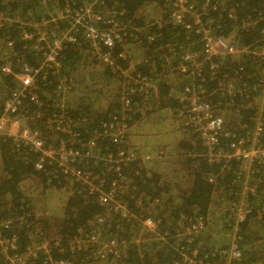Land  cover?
<instances>
[{"label":"trees","instance_id":"trees-1","mask_svg":"<svg viewBox=\"0 0 264 264\" xmlns=\"http://www.w3.org/2000/svg\"><path fill=\"white\" fill-rule=\"evenodd\" d=\"M56 1L11 0L8 7L7 0H0V13L16 17L0 30V115L5 99L21 86L22 63L37 67L42 60L41 53L24 47L22 30L64 10L65 4L78 9L96 2L104 20L90 24L101 31L126 25L122 38L112 49L101 44L97 52L84 38L86 26L74 29L73 40L57 56L58 74L37 80L39 102L25 97L15 115L23 120L19 131L37 130L48 144L64 142L79 150L81 157L69 164L88 179L95 176L103 191L113 188L124 209L102 202L99 192L67 176L57 163L37 169L39 154L5 131L0 134V221L11 218L12 223L2 232L17 237L18 252L41 246L37 257L19 264H264V162L211 160L209 147L194 130V115L180 100L189 86L222 116L231 139L255 138L264 146V0H189L186 7H174L175 0H61V7ZM147 1L160 5L153 17L145 13ZM176 12L184 22L175 20ZM197 18L236 51L210 59L202 54L203 60L200 54L202 66L190 67L176 85L163 77L164 70L174 58L202 49V36L193 27ZM69 21L60 22L70 27ZM10 39L14 45L8 48ZM130 61L136 62L134 71L128 69ZM211 62L218 68H210ZM4 65L14 73L2 71ZM127 69V74L150 80V93L129 91L132 79L122 73ZM62 79L66 87L59 86ZM103 93L113 95V101ZM151 106L174 116L181 130L171 147L156 150L158 168L149 167L145 151L129 145L135 142L134 125ZM257 128L261 130L253 137ZM119 129L122 134L114 137L111 132ZM52 197L58 199L57 212L36 219L37 205L45 212ZM242 206L248 211L241 219ZM220 233L228 236L220 238ZM233 242L242 252L239 259L229 258ZM0 264H11L1 244Z\"/></svg>","mask_w":264,"mask_h":264},{"label":"built area","instance_id":"built-area-1","mask_svg":"<svg viewBox=\"0 0 264 264\" xmlns=\"http://www.w3.org/2000/svg\"><path fill=\"white\" fill-rule=\"evenodd\" d=\"M39 1L43 4L46 2L49 3V1L53 0ZM95 3L96 2L90 1L85 2L82 7H79L78 9H73L69 4H65L64 6L66 8L64 10L57 14L48 15L46 18L42 19V21L40 20L36 24H32L33 26L30 29L28 28L26 30H22V40L25 43L24 47H30L31 49L40 52L42 54V60L40 65L37 67L31 66L26 62L22 63V71L19 75L21 86L18 89L12 91L4 101L3 113L0 115V134L7 131V133L10 135L16 136L17 141L29 146L32 151L38 153L39 160L36 164L37 169L44 168L46 164L57 163V167H59L60 170L63 171L67 176L76 177L77 180L88 183L92 190L99 192V198L102 202H114L115 206L122 210L124 207H122V204L114 198L113 188L108 191H103L101 184L96 183L95 177H93V179H88L87 176L81 174L80 171H78L76 165L71 166L69 164L81 157L79 150H76L71 146L68 148V145H66L64 142H61V144L58 146L48 144L45 142L39 131L30 130L27 127L23 128L18 133L12 134L11 131L12 125L16 122V115L23 105V99L25 97H29L34 103L39 102V97L37 94L39 88L37 86L38 78L40 77L45 79V74L49 72L53 73L54 75L58 74L60 69V63L57 60L59 51L62 49V46L66 41L73 40L74 37V34H72L71 31L64 32L63 34H53V38H56V40L52 41L51 39L49 43H47L45 38L46 35H44L43 29H45L47 32H51L54 30L53 26L59 23L61 20H64V18L70 19V26L72 25V22L75 23V26L84 24L86 26L85 30L88 28V30L91 32V36L101 40L103 45L110 49L115 47L116 43L120 40V38H122V34L126 32V25L124 26L121 23L116 24V27H112L105 31H101L96 26L90 24V22L95 23L96 21L104 20V16L96 12V9L94 8ZM188 3L189 0H175L174 7H186L188 6ZM56 5L59 7L58 2ZM190 6L192 7L193 4ZM179 14L180 13L176 12L175 20L177 22H184L182 15L180 14L181 16H179ZM13 18L16 17L9 13H0V30L9 25L14 20ZM193 27L196 30L195 32L202 36V42L205 43L204 52L207 59H210L211 57H218L224 53H234L236 51L233 43H231L228 39L214 34L209 24L206 25L201 23L199 18L195 19ZM5 44L8 48H11L14 45V40L10 39L7 42L5 41ZM29 44H32V46ZM54 45H56V47ZM214 46L219 49H215ZM5 50L6 47L4 48V51ZM260 53L264 54V47ZM106 54L107 55H105L104 59L109 60L110 56L112 55L111 51ZM197 59L198 55L196 52L185 53L183 56H181L182 61L177 67L178 70L182 74H185L189 71L190 67L197 68L202 66V64L197 62ZM209 67L216 69L218 68V64L211 62ZM128 69L130 71L135 70L131 67ZM128 69L122 70V73L132 79V86L129 87V91L143 90L146 93H150L151 88L154 86L150 80L141 74H127ZM2 71L14 73L11 66L9 65H4L2 67ZM63 81L64 79L61 80V84H59L60 87H66V84L62 83ZM133 86L136 87L133 88ZM123 99L124 104L129 106V99ZM180 100L182 103L186 104L187 111H190L194 115V130L200 134L205 144L209 147L208 156L211 160L219 161L226 158H235L244 162H264V146L259 144L258 140L255 138H253L254 140L252 142L244 138L231 139V131L227 130L222 116L216 115L213 107L208 102L203 101L199 96L193 93L189 86H185V89L182 91L180 96ZM12 115L15 116L11 118ZM260 130L261 128H257L253 137H255V135L257 136ZM221 137L225 138L223 142L220 141ZM218 145L221 146L218 147ZM123 160L124 159L121 161ZM116 168L117 170L120 169L119 166ZM116 183L117 182L115 181L112 182V186L114 188L116 187ZM240 210L239 217L242 219L248 211L247 206H242ZM148 222L151 223V221ZM11 223V218L0 221V244L3 247V252L7 254V258L12 263L14 262L13 264H19L23 263L28 257H37V249L41 246L36 249L31 248L28 252H26V254L21 253L17 251V237L15 235L12 237H6L3 235L2 228L4 226L8 227ZM8 251L16 252L14 255H11ZM230 257L235 259L242 257V252L238 244L235 242L232 244L229 258ZM56 264H70V262L59 260L56 261Z\"/></svg>","mask_w":264,"mask_h":264},{"label":"rangeland","instance_id":"rangeland-1","mask_svg":"<svg viewBox=\"0 0 264 264\" xmlns=\"http://www.w3.org/2000/svg\"><path fill=\"white\" fill-rule=\"evenodd\" d=\"M7 1H8V7H12V4L10 2L11 0H7ZM46 4H48V3L46 2ZM155 6L159 7L160 5L155 4L154 1H152V2L147 1V3L145 4L147 12H145V13L147 14L149 12V13H151V16L153 17L154 12L156 10ZM56 7H57V5H56ZM8 9H11V8H8ZM49 15H52V14H49ZM179 16H181V15L179 14ZM82 26H84V24L75 26V23L72 22V25L68 28V25H66L62 22H59L53 26V29H54L53 31L47 32L45 29H43V32H44V35H46L45 38L47 40V43H49V41L51 39H52V41L56 40V38H53V34H63L64 32H67V31H71V33L73 34L74 29H76L78 27H82ZM148 27H150V24L148 25ZM62 28L63 29L68 28V29L63 30ZM83 33H84V38L88 42L91 43V45L96 49L97 52H100L101 51L100 46H101V44H103L102 41L91 36V32L88 30V28H87V30H84ZM21 39H22V36H21ZM62 39H60V40H62ZM195 43H196V41H195ZM54 46L56 47V45H54ZM204 46H205V43L203 42L202 43V49L200 51L196 52L198 56L201 54L200 59H202V60L205 58L202 55V54H205ZM214 47L217 50L219 49L216 46H214ZM128 51H130V49H128ZM1 54L2 53H0V59L4 58L3 54L2 55ZM34 54L37 55V54H40V52H38L37 50H34ZM8 57L9 56L7 55L6 58H8ZM89 59L91 62L94 61L93 60L94 58H92V57H90ZM98 59H100L101 62L103 61L102 56H101V58H98ZM10 60L14 61V57H10ZM181 61L182 60H181L180 56L178 57V59L174 58L173 62L172 61L169 62V64H168L169 68L164 70V76L163 77L166 80H172L176 85H180L181 83H183V74L176 68L180 65ZM135 63L136 62L130 61L129 66L130 67H133V66L136 67ZM172 68L174 70H171ZM84 86L85 85L82 84L80 89H82ZM109 88H114V84H111ZM103 96L107 97L106 101H110V100L113 101V99H114V96L110 95L109 93H103ZM25 110H26V107H25ZM148 111H149V113L144 115V117H142L140 119L139 124L137 126L134 125L133 131H131V133L133 134V138L135 139V142L130 143L129 145L131 146L130 150L133 149V147H134L133 145H136L135 148L138 149V151H140V150L145 151V153L148 154V157H149V159H148L149 162L147 163L149 165V167H152V168L157 167L158 168L159 164L155 161V158H157L156 150L158 152L162 153V148L160 146L166 145L167 147H171L172 142H173V138H175V136L178 137L179 135H181V130H180L179 124H178V122L174 116L171 117L170 114L164 113L160 109H157L156 106H151L148 109ZM17 118H16V122L11 127V131L14 133H18V131L21 129V125L23 122V120H20V118H18V119ZM122 132H123V129H119L117 131H112L111 134H113L114 137H118L120 134H122ZM141 147H142V149H141ZM164 169H166L170 172L169 168H164ZM107 173H111V172H109L107 170ZM49 199H50V201H52V203L50 204L49 208L45 212L43 210H41L42 207L40 204L37 205V207H36L37 215L35 217L36 219L37 218L38 219H44V217H42V215L46 214V213L51 217L57 212V201H58V199L55 197H52ZM34 201L38 203L39 198L35 197ZM233 207H235V206H233ZM59 210L60 209H58V211ZM148 224H150L149 227H152V223L148 222ZM52 228H53V230L51 232H54L55 225L54 226L52 225ZM222 234H225V233H220V238L228 236V235L221 236ZM233 239L234 238H232L231 240H233ZM45 245L46 244H43L42 246H45ZM231 247H232V245L230 246V250H231ZM230 250H229V255H230ZM10 263L13 264L14 262L12 263L10 261Z\"/></svg>","mask_w":264,"mask_h":264},{"label":"clouds","instance_id":"clouds-1","mask_svg":"<svg viewBox=\"0 0 264 264\" xmlns=\"http://www.w3.org/2000/svg\"><path fill=\"white\" fill-rule=\"evenodd\" d=\"M60 1H61V0H58V3H59V7H61V6H60ZM32 50L34 51V49H32Z\"/></svg>","mask_w":264,"mask_h":264}]
</instances>
